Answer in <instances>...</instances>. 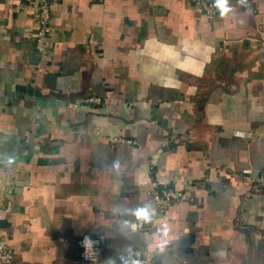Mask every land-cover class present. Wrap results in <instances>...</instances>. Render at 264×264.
<instances>
[{
    "label": "crops",
    "instance_id": "0c3cea01",
    "mask_svg": "<svg viewBox=\"0 0 264 264\" xmlns=\"http://www.w3.org/2000/svg\"><path fill=\"white\" fill-rule=\"evenodd\" d=\"M228 6L211 20L193 0H51L42 56L36 9L0 0V240L16 264H78L84 235L104 237L103 264L136 247L151 264H264V0ZM153 182L187 200L159 207Z\"/></svg>",
    "mask_w": 264,
    "mask_h": 264
},
{
    "label": "built area",
    "instance_id": "2783aa9c",
    "mask_svg": "<svg viewBox=\"0 0 264 264\" xmlns=\"http://www.w3.org/2000/svg\"><path fill=\"white\" fill-rule=\"evenodd\" d=\"M103 2L104 0H99ZM195 6L206 16L208 19H215L218 17L220 11L215 7V0H193ZM30 5L37 11L36 16V33L34 42L36 50L42 55L46 56L50 48V38L52 35V10L51 0H28ZM100 98L92 97L83 102L73 103L68 105L66 109L72 111L81 107L95 106L101 104ZM234 136L240 139H249L253 133L237 131ZM251 170L244 169L243 176L247 183H251ZM151 200L159 207H170L172 204L179 203L187 200L185 194L172 189H160L157 182H153L152 190L150 191ZM153 218L150 215V220L145 222L142 220L130 223V231L139 232L148 228V223L152 222ZM161 230L157 229V234ZM78 249V264H103L105 255V240L104 237H92L84 235L77 241ZM124 261L127 264H133L138 261L139 264H151L152 257L141 248H132L124 253ZM0 264H16L14 252L9 245L0 240Z\"/></svg>",
    "mask_w": 264,
    "mask_h": 264
},
{
    "label": "clouds",
    "instance_id": "9594fccd",
    "mask_svg": "<svg viewBox=\"0 0 264 264\" xmlns=\"http://www.w3.org/2000/svg\"><path fill=\"white\" fill-rule=\"evenodd\" d=\"M242 3L246 2V0H241ZM215 7L219 9L221 16H227L228 13L231 11V8L228 6V0H216ZM135 215L138 220L142 221H149L150 220V214L149 209L147 207L137 209L135 212ZM167 226H164V234L167 235ZM163 247V244L160 245ZM133 264H139L138 261L133 262Z\"/></svg>",
    "mask_w": 264,
    "mask_h": 264
}]
</instances>
